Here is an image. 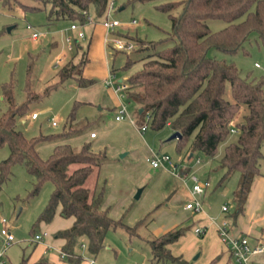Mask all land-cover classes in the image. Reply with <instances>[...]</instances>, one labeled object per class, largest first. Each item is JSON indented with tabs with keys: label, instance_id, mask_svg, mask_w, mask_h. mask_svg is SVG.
<instances>
[{
	"label": "rangeland",
	"instance_id": "obj_1",
	"mask_svg": "<svg viewBox=\"0 0 264 264\" xmlns=\"http://www.w3.org/2000/svg\"><path fill=\"white\" fill-rule=\"evenodd\" d=\"M20 1L27 5H38L45 8L32 10L19 4H14L10 8L3 5L0 0V114L8 107L3 99L4 84H12L16 103L25 99L27 85L31 90L40 93H43L47 86H51L47 94L30 102L29 110L25 115L17 117V127L27 137H31L40 133L49 134L60 131L71 112H73V121L76 123L88 120V126L78 135L90 129L95 131L97 137L90 139L92 147L104 150L109 158L108 163L101 166L96 187H100L104 182V200L109 205V211L116 214L115 219H121L124 223L131 219L139 222L147 219L150 214L152 219L148 218L146 224L149 228L142 225L140 226L141 231L153 230L155 224L165 219V212L172 214L173 218L180 219L178 225L185 227V232L194 233L193 225H195L193 212L182 208L187 195L180 181L164 168H154L149 165L147 157H150L151 150L157 154H168L173 162L177 163L175 168L177 172L180 168L189 166L190 172L207 180L209 184L202 197L204 210L215 220L226 217L232 221L230 214L235 210L233 191L238 187L239 172L234 171L222 179L224 169L219 166V159L226 143L222 142L218 145L212 158L198 151H194L193 155L188 158L186 155L189 150L186 148L190 140L186 147L179 151L177 138L167 140L172 132L169 126L165 125L155 129L143 117H140L139 121L144 122L147 129L141 137L134 130L128 117L125 116L120 120L114 118L120 106L119 99L112 88L103 82L108 75L109 68L112 67L115 68L113 81L121 79L126 82L130 75L139 71L142 67L140 58L153 51L152 47L136 51L139 46L144 47L150 41H159L155 46L158 49L173 43L170 39L160 41L172 31L168 13L177 15L180 10V8H175L165 11L160 6L173 0H117V9L113 12V16L121 22V25L115 28L116 35L128 33L144 41L141 45L133 41L136 45L131 51L125 53L119 51L114 53V50L108 49V53L114 54H108L107 57L103 47L104 28L100 24L101 19L97 21L91 16L90 21L84 24L74 21L81 25L79 29L85 34V38L75 40L77 31L69 28L73 21L57 19L49 22L47 20L48 4L36 0ZM132 19L136 20L135 24L130 23ZM27 24L41 32L37 39L31 38L26 28ZM207 24L212 31L219 30L226 25L218 18L208 19ZM67 37L71 39V49L67 48ZM83 50H87V60L80 69V66L75 67L73 72L92 79L93 83L87 87H80L74 78L69 77L58 86L52 87L59 81V68L64 64L70 68L72 64L78 63ZM126 53L135 61L129 67L124 68ZM208 54L227 62H233L242 75L249 73L251 76L264 78V44L256 32H251L243 46L235 52L211 48ZM60 56L62 59L57 62ZM254 62H258L261 67H255ZM226 98H231L229 88ZM121 99L127 106L128 112L135 113L136 104L126 97H121ZM34 111L37 113V118L30 119ZM245 112L246 107L242 106L236 120H242ZM53 120L56 126L51 124ZM229 137L232 140L236 138L235 134ZM82 141L83 137L76 139L74 146L80 145ZM49 143L51 142H40L36 145L38 154L42 158L47 157L53 150ZM130 147L135 150L130 151ZM124 151H130V153L121 157ZM261 151L263 156L260 160V171L264 176V141ZM8 153V146L2 145L0 162L7 157ZM198 156L200 163L196 162ZM110 160L112 161L109 162ZM133 168H138L139 171ZM10 172L9 179L0 185V229L3 227L2 218H4L6 226L14 236V241L6 246L0 234V253H2L0 262L19 264L22 255L29 256L33 245L35 248L40 247L42 241L35 242L32 239V230L42 229V223L34 224V222L45 206L53 184L45 181L35 194L30 195L34 177L27 172L23 162H14L10 166ZM89 182L91 183L92 180ZM169 185L173 187L161 197L162 191ZM141 187L143 190L140 197L134 199L135 191ZM223 204L228 206L227 211H222ZM239 216L242 220H248L246 215L240 214ZM48 235L52 237V234ZM195 236L198 235L195 234ZM46 237L44 236L45 239ZM130 240L134 245L133 250L127 247ZM130 240L124 229H109L105 235V244L110 248L101 250L96 258L106 264H149L151 254L148 244L136 237ZM82 242L84 240L79 239L75 247L82 256L81 261L92 255L86 246L81 244ZM116 252L118 256L114 258ZM261 254L264 252L258 255ZM253 259L256 261L257 256ZM259 264L262 263L259 262Z\"/></svg>",
	"mask_w": 264,
	"mask_h": 264
},
{
	"label": "trees",
	"instance_id": "obj_2",
	"mask_svg": "<svg viewBox=\"0 0 264 264\" xmlns=\"http://www.w3.org/2000/svg\"><path fill=\"white\" fill-rule=\"evenodd\" d=\"M36 1L49 5V22L68 19L80 24L90 21L91 16L97 21L102 19L107 4V0ZM1 2L10 8L14 4L32 10L45 8L27 5L20 0ZM160 7L165 11L180 8L177 15L168 13L172 31L160 40L170 39L173 43L156 49L159 41H150L146 46L137 48L136 51H140L152 47L153 51L140 58L142 67L127 78L124 95L136 104L133 114L138 120L149 113L148 123L151 127L159 129L167 125L173 132L181 133L177 138L179 151L190 140L186 149L191 156L194 151H198L212 158L218 145L226 143L219 159V166L224 169L222 179L234 171L239 172L238 187L233 191L235 210L230 214L234 223L237 215L244 210L254 177L262 175L260 160L264 141V78L251 76L249 73L242 75L233 62L211 56L208 51L215 48L235 52L243 46L251 32H256L264 44V0H173ZM211 18L221 19L226 25L212 31L207 24V20ZM113 34L116 35V32ZM119 35L135 41L137 45L144 41L128 33ZM111 49L114 53L126 52ZM81 55L78 63L72 64L70 68L65 64L59 68V81L52 87L69 77L74 78L78 86L93 83L92 79L73 72L75 67L80 66V69L86 62L87 50H83ZM134 61L126 53L123 67H129ZM114 69L112 67L111 72L114 73ZM50 87L47 86L40 93L27 85L25 99L16 103L12 84L3 85V99L8 107L0 114V147L6 144L9 153L0 162V185L9 179L10 166L16 161H22L27 172L34 177L30 195L35 194L45 181L53 184L48 200L34 224L50 222L58 206L63 217H73L71 225L56 231L55 235L65 239L62 246L65 258L77 263L82 259L81 254L74 250L79 238L84 237L88 252L96 255L102 249L109 229L122 226L131 233L135 225L129 226L121 219L113 218L109 214V208L102 206L104 182L100 187H96V184L100 165L109 160L104 150L93 151L88 142L78 146L63 142L56 143L45 158L38 154V143L79 134L88 126V120L72 123L71 112L60 131L31 137H27L17 127V117L25 115L30 102L47 94ZM228 88L230 99L226 98ZM242 106L246 107V112L242 115V120L238 121L236 117ZM231 128L236 131L231 132ZM231 134H235L234 140H230ZM185 229L175 226L149 240L152 253L149 264H187L180 256H173L167 248ZM35 231L33 229L32 233L35 234ZM19 264H47V260L40 258L29 262L28 257L23 256ZM227 264H232L231 260Z\"/></svg>",
	"mask_w": 264,
	"mask_h": 264
},
{
	"label": "crops",
	"instance_id": "obj_3",
	"mask_svg": "<svg viewBox=\"0 0 264 264\" xmlns=\"http://www.w3.org/2000/svg\"><path fill=\"white\" fill-rule=\"evenodd\" d=\"M104 37H105V30H104V36H103V47L105 49V56L107 57L108 54H111V53H108L109 48L105 45ZM106 61H107V59H106ZM110 73L114 74L113 72H111V69L109 68L108 75L106 78H104L103 82L106 86L111 87L113 92L118 96L119 105L124 104L122 102L121 97H125V96H121L119 94V92H117L114 89V86L108 85L105 82V80L109 77ZM119 80H121V79H119ZM80 87H87V86H80ZM36 118L37 117H35V118L30 117V119H36ZM114 118H115V116H114ZM128 118H129V122L135 128V129L134 128L133 129L137 133H139V135L141 137H143V133L147 129V127H145V129H143V130L140 127L142 125H146V124H144V122L141 123L138 120V118L132 112L131 113L128 112ZM143 118H145V117H143ZM72 123H76V122L72 120ZM51 124H52V122H51ZM56 125L57 124H55L53 126H56ZM91 131H93V130L90 129L88 132L82 133V135H78V134L70 135V136L62 138L60 140L52 141L49 144L52 146V148L54 147V145L56 143H63V142L74 145V144H76L75 143L76 139L83 137L82 143L88 142L90 144V148L93 151H99L98 149L93 148L91 145L90 139H95L97 137V133L95 131H94L95 132L94 137H91L90 136ZM172 132H171V134H172ZM167 140H171V139L168 137ZM230 140H232V139H230ZM121 148H123V147H121ZM132 149H134V148L133 147L129 148L130 151ZM117 150H121V149L117 148ZM130 151H124L125 153H123L121 155V157L126 156V154L130 153ZM154 153H157V152H154L153 150H151L150 157L149 158L147 157L148 162ZM186 156L188 158H190L191 153L188 152V154ZM111 161L112 160H110L109 162H111ZM200 162H201V160L197 163H200ZM105 163L107 164L108 162H105ZM105 163L100 165V167L98 169V176H99V171L101 169V166H103ZM173 163L177 167V163H175V162H173ZM149 165L151 166L150 163H149ZM151 167H153V166H151ZM157 167H162L165 170L169 171L172 175H174L180 181V183H181V185L185 191L184 193L187 195V198L185 200V202H186L187 199L189 198V191H188L187 186L183 183L181 175L178 174V172L175 170V168H172L167 163H164L163 165H159ZM154 168H156V167H154ZM133 169L139 171L138 168H133ZM189 169H190L189 166H184V167L180 168V170L183 174L190 172ZM97 179H98V177H97ZM172 187H173V185H169V186L165 187L164 191H162L161 197L165 196V194L168 193ZM138 190H140V192L138 193V196H136ZM142 190H143V187L137 189L133 195V198L138 199L141 195ZM263 201H264V176L262 174V175H258L256 177H254V179L251 183V186H250V190H249L247 197H246V201L244 204V210L237 215L235 222L234 223L232 222L233 228H234L233 230L248 235L252 240H256V239H262L263 240L264 239V207H263ZM185 202H184V204H185ZM184 204H183L182 208L184 210H188L184 207ZM161 205H162V203L160 204V206ZM163 205L165 207V204H163ZM102 206L103 207L109 206L107 204L106 200L103 201ZM109 214L112 217L114 215H116V214H112L110 211H109ZM240 214L248 216V220L247 221L242 220L239 216ZM165 216L166 217L164 220H162V222H160L159 224H155L153 226L154 227L153 230H149L146 232L141 231L140 226L142 227V225H145V227L149 228L148 225H146V224L148 222L147 221L148 218H149V220L152 219L150 214L147 216L148 217L147 219H143L139 222L138 221L134 222L132 219L130 221L127 220V223H125V224H127L129 226L135 225V229L131 233H129L122 226H117L113 229H117V228L124 229L125 232L127 233L128 240H130L133 237H136L138 240H142V241L146 242L148 244L150 254L152 257L150 245L148 243L149 240H152V239L160 236L161 234L165 233L166 231L170 230L171 228H173L175 226H179L178 224L180 222V219L173 218V215L170 214L169 212H165ZM192 216H193V219L195 222L194 223L195 225H193V227L197 226V225H202V226L206 227L205 232L202 235L195 236V234L192 233L191 231H186V232L184 231L182 233V235H180L178 237V239H176L174 242L169 243L167 245V248L169 249L170 253L173 256H180V258L184 259L187 262V264H227L230 260H231L232 264H234L229 253H227V251L224 249V245H223L220 237L217 234L215 222L218 220H215L214 218H212L204 210V208L202 209V211L193 212ZM113 218H115V216ZM52 221H50L49 223H45L44 221L40 222V223H42L41 224L42 229L36 230L35 233L45 231L46 232L45 237L46 236L47 237H46V239L43 237V239L40 240V241H42L40 244V247L35 248V245L32 246V251L29 252V256H27L29 262H35V261L39 260L40 258H45L47 260V264H88V261L90 259H94L95 264H106V263H104V262H102L96 258L97 254H99L101 252V250H103L105 248L106 249L110 248L109 245L105 244V239H104V245H103L102 249L96 255L92 254L91 257L86 258L85 260H82V261L80 260L77 263L68 261L65 258V255H63V256L61 255V252H64L62 250V246L65 242V239L62 237H57L55 235V232L58 230L65 229V228L69 227L73 221V217H63L60 214V207L58 206ZM8 229H9V227H8ZM9 231H10V229H9ZM48 234H52V237L51 236L49 237ZM79 239L80 240L83 239L84 242H82L81 244L85 245V238L81 237ZM3 240H4V238H3ZM35 242H37V241H35ZM127 245H128L127 247H130L129 250H133L134 245L131 244V240L128 242ZM75 247H76V245H75ZM35 249H36V251H35ZM74 250H75V252L80 254V252L76 248H74ZM23 256H25V255H22V257ZM117 256H118V253L116 252L114 255V258H116ZM255 256H257L256 261H254V259H253ZM151 257L149 259V263L151 261ZM214 258H216V259L212 263H210L211 260H213ZM192 259L194 260L193 262H192ZM259 262H261L262 264L264 263V254H261V255L256 254V255L252 256L251 264H259ZM164 263H166V262H164ZM164 263H162V264H164ZM170 263L171 264H180L178 262H170ZM11 264H13V263H11Z\"/></svg>",
	"mask_w": 264,
	"mask_h": 264
},
{
	"label": "built area",
	"instance_id": "obj_4",
	"mask_svg": "<svg viewBox=\"0 0 264 264\" xmlns=\"http://www.w3.org/2000/svg\"><path fill=\"white\" fill-rule=\"evenodd\" d=\"M117 0H107L106 9L104 16L102 17L100 24L103 26L105 30V45L111 49H118L129 52L134 47V43L132 40H129L125 37L120 35H114L113 32L115 28L121 25V22L113 16V12L117 9L116 5ZM131 24H135L136 20L132 19L130 21ZM81 25L71 22L69 28L71 30H76L77 35L75 40H80L85 38V34L82 30H80ZM26 28L30 32V36L32 39H37L41 32L36 30L32 25L27 24ZM66 42L68 43L67 48L71 49V39L70 37L66 38ZM61 56L56 60L59 62L61 60ZM255 67H261L258 62H254ZM114 74H109V77L105 80L106 84L114 86V89L119 92L121 96H125L123 90L127 87L126 82H122V80L113 81L112 76ZM128 117V110L124 104H121L117 109V113L115 114V119L119 120L123 117ZM32 118L37 117V113L33 112L31 115ZM146 121H149L150 114H145ZM52 124L55 125L56 122L53 120ZM146 125H142L140 128L143 130L145 129ZM234 128H231V132H235ZM95 132L91 131L90 136L94 137ZM199 156L196 159V162H199ZM149 163L153 167H157L159 165H163L164 163L169 164L172 168H176L175 164L173 163L171 157L166 153H154L151 158L149 159ZM179 175L182 177L183 183L187 186L189 191V198L184 204L186 209L191 210L192 212H199L202 211V196L205 193V190L208 186V181L205 179H201L196 173L188 172L183 174L182 172H178ZM222 211H227L228 206L223 204L221 206ZM3 227L0 229V234L4 238V243L6 246L10 245L14 241L13 234L9 231L8 227L6 226V220L2 218ZM216 224V231L218 236L220 237L225 250L229 253L230 257L232 258L234 264H251V258L253 255L260 254L264 252V239H256L252 240L248 235L243 234L238 231H234L233 223L229 218L223 217L220 220L215 222ZM206 230V227L202 225H197L193 227V231L196 235H202ZM46 235L45 231L36 232L33 234L34 241H40ZM1 255V253H0ZM61 255H65L64 252H61ZM0 264H2L0 262ZM88 264H95L94 259H90Z\"/></svg>",
	"mask_w": 264,
	"mask_h": 264
},
{
	"label": "water",
	"instance_id": "obj_5",
	"mask_svg": "<svg viewBox=\"0 0 264 264\" xmlns=\"http://www.w3.org/2000/svg\"><path fill=\"white\" fill-rule=\"evenodd\" d=\"M10 28H8L9 30ZM181 136V133L179 131H174L172 132V134L169 136L170 139H173V138H179ZM140 192V190H138L136 196H138V193Z\"/></svg>",
	"mask_w": 264,
	"mask_h": 264
}]
</instances>
